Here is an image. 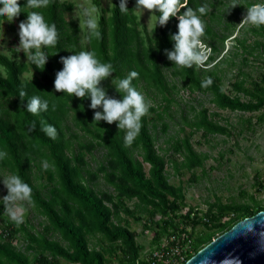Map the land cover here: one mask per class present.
Segmentation results:
<instances>
[{
	"label": "trees",
	"instance_id": "obj_1",
	"mask_svg": "<svg viewBox=\"0 0 264 264\" xmlns=\"http://www.w3.org/2000/svg\"><path fill=\"white\" fill-rule=\"evenodd\" d=\"M131 2L136 0H127V4ZM19 3L23 7L26 0ZM93 3L100 10L101 37L88 40L86 29L84 41L80 38V25L64 17L72 3L50 0L46 8H23L24 12L16 18L19 22L27 19L28 12L39 11L46 22L56 24L60 34L56 48L43 49L49 55L43 71L27 61V57L16 60L0 53V66L4 71L0 69V151L8 154L0 160V170L19 175L32 188L33 204L25 203L42 218L40 230L28 219L17 226L0 201V264H61L62 261L67 264H134L143 247L129 228L128 218L138 221L141 214L145 217L143 228L153 230L152 244L163 235L176 233L179 223L190 224L196 253L237 221L264 210V205L253 196L247 201L226 203L217 197L208 203L205 211L187 206L183 187L168 181L167 161L175 171L191 170L202 166L205 155L194 151L188 136L170 138L168 146L163 148L156 146L154 134L158 124L166 131L165 117L171 116V104L177 103L173 95L180 89L209 93L211 102L219 109L253 112L264 107V73L259 80L250 81L249 86L244 78L234 81L233 95L221 87L223 67L247 63V55H253L254 50L262 47L258 38L264 37V25L245 26L242 37H234L233 50L219 57L224 40L235 28L234 17L244 14L256 0H241L234 8L225 9H221L224 0H187V6L193 10L201 6L208 8L201 17L206 25L202 40L211 53L205 65L199 68L195 65L177 67L165 55L164 50H171L174 45L170 37L178 32L176 17H171L165 26L157 24V28L147 31L145 27L138 28L132 6L127 5L129 11L124 14L119 10L120 0H114L111 14L106 17L100 1L93 0ZM158 15L155 13L156 19ZM214 19L217 26L210 23ZM2 20L6 18L0 17V22ZM10 28H14L12 23ZM249 36L255 38L252 45L248 43ZM82 50L94 51L102 62L113 65V78L102 81L109 96L122 99L114 88V81L136 71L139 77L132 84L137 91L144 89L159 97L160 103L150 106L148 114L142 117L141 131L130 146L125 145L126 130H119L117 122H93L94 111L103 110L91 109L90 97L81 100L55 91V74L63 68L60 58ZM30 70L32 76L24 77ZM167 71L172 78L170 81ZM206 78H211L213 83L207 88L201 87ZM21 90L28 94L23 105L19 98ZM240 93L248 100H242ZM33 95L47 99L49 110L40 115L27 112V99ZM53 104L56 105L54 111ZM210 115L216 113L210 114L202 107L194 110L192 119L184 116L183 121L195 131L202 130L203 135L228 134L227 128L210 119ZM33 121L34 129L31 128ZM43 122L56 128V139L41 130ZM97 149L101 158L92 166L86 156L93 160ZM169 151L172 154L167 159ZM175 154H182L183 161L173 158ZM45 160L50 165L47 171L42 166ZM144 164L148 165L147 170ZM100 180L111 190L100 188ZM262 187L264 185L260 184L259 189ZM131 200H135L132 206L128 204ZM186 207L188 211L182 214ZM192 212H195L194 218L190 217ZM231 213L233 216L221 223V219ZM197 225L203 227L202 232H195ZM17 234L25 240L23 249L12 243Z\"/></svg>",
	"mask_w": 264,
	"mask_h": 264
},
{
	"label": "rangeland",
	"instance_id": "obj_2",
	"mask_svg": "<svg viewBox=\"0 0 264 264\" xmlns=\"http://www.w3.org/2000/svg\"><path fill=\"white\" fill-rule=\"evenodd\" d=\"M65 1L72 3V8L64 13V17L67 21H73L80 25V38L84 41L86 28L83 24L84 17L82 15V9L89 4H95L93 0ZM99 1L101 6L105 8V16H109L111 14L110 8L114 0ZM235 2L238 4L241 0H235ZM135 3L131 2L127 5L132 6L133 12L137 15L138 28L142 29V27H145L147 31L157 28L155 14L147 10L139 11L134 9ZM232 3L233 0H224L225 5L221 6V9L230 7ZM258 3H264V0H256V4ZM97 9L98 17L100 10L98 7ZM246 11L244 14H238L237 17H234L235 28L230 33V36L224 40L223 49L219 57L222 55L225 56L233 50L231 44L233 43L234 37H242V27L253 26L250 24L244 26L239 25L246 15ZM11 23L14 25L13 29L10 28V23L6 20L0 22V53L16 60H25L26 56L23 52L18 53L17 50L13 51L19 45L18 26L20 22L14 19ZM210 23L217 26L215 19L210 21ZM254 39V37L249 36L248 43L252 45ZM258 39L261 41L262 47L261 49L254 50L253 55H247V63L237 62L233 67H223L221 87L226 93L233 95L232 83L234 81L244 78L246 79V85L249 86L250 81L254 79L259 80L260 75L264 73V37ZM258 53L262 54L259 55ZM0 69L4 72L1 66ZM239 71L240 74H238ZM166 75L170 81L172 78L169 76L168 71ZM31 76V70L24 73V77L26 78H30ZM175 79L177 78H173V80ZM139 92L145 96L150 106H156L160 103L159 97H155L152 93L144 89H140ZM173 96L177 103L171 104V116L165 117V122L168 124L166 131L164 132L159 124L155 130L156 146L164 148L168 146L167 141L170 138H183L184 136H188L194 151L200 156L205 155L202 166H195L191 170L182 168L175 171L170 161H167L166 172L168 174V181L173 185L180 184L183 187L187 206L205 211L208 203L213 202L217 197L223 203H226L232 201H247L250 196H253L256 201L264 205V187L259 189L260 184L264 185V107L253 112L219 109L211 102L209 93L198 91L189 92L187 89H180ZM239 96L242 100H248V97L242 93ZM191 107L195 111L204 107L208 109L210 114L216 113V115H210V119L227 128L229 133L203 135L202 130L195 131V128L186 125L183 117L186 116L187 119H192L194 110ZM247 119L250 120L249 123ZM171 154V151L167 152L166 158L168 159ZM181 155L175 154L173 158H177L181 162L183 161ZM86 157L89 161L91 160L92 166H94L100 160L101 153L97 149L93 153V160L90 159L89 155ZM144 167L145 170L148 169L147 164H144ZM8 176H10L8 173L0 170V198L7 195V189L3 184V179ZM99 186L102 189L111 190V187L106 185L102 180H100ZM134 201H128V204L132 206ZM21 203L26 208L24 220L28 219L37 230H40L41 226L39 225V221L42 218L35 215L27 203ZM139 216L141 219L138 221L128 218L129 228L136 233V241L143 247L141 251H146L151 246L150 240L154 233L152 229L143 228L145 220L144 214ZM158 218L159 216H156V219ZM202 231L203 227L197 225L195 232L200 233ZM92 240L94 241V239ZM12 243L17 248L23 249L25 240L17 234V238ZM61 264L67 263L62 261Z\"/></svg>",
	"mask_w": 264,
	"mask_h": 264
},
{
	"label": "clouds",
	"instance_id": "obj_3",
	"mask_svg": "<svg viewBox=\"0 0 264 264\" xmlns=\"http://www.w3.org/2000/svg\"><path fill=\"white\" fill-rule=\"evenodd\" d=\"M50 0H26V5L21 7L19 0H0V17H5L11 23L24 12L23 8L42 9L48 7ZM238 4L233 0L231 8ZM139 11L147 10L155 14L157 24L165 26L171 17L179 21L178 32L170 38L174 41L171 50L165 49L167 59L180 68L203 67L211 53V49L203 43L206 25L201 19L208 11L207 6H201L196 10L187 6V0H136L135 8ZM184 10L181 12V10ZM240 26L247 24L254 26L264 25V3L253 4L246 8ZM119 10L127 14V0H120ZM98 9L89 4L82 9L84 17L83 24L88 31L87 39H99V23L97 17ZM199 13V15L197 14ZM19 45L16 46L18 53L23 52L27 61L35 65L41 71L48 62L49 55L43 51L44 48H56L60 34L55 23L46 22L44 15L39 11L27 13V19L19 23ZM63 68L56 72L54 89L56 92L66 93L70 97L85 99L90 97V108L94 111L93 122L97 124L105 121L108 124L117 122L119 130H126L125 145L130 146L138 137L142 128V117L148 114L150 103L145 96L137 91L132 81L139 77V73L132 71L125 78L116 79L114 88L122 99L109 96L107 90L102 86V81L113 78L114 67L111 63L102 62L94 51H79L70 56L61 57ZM213 83L211 78H206L201 87L207 88ZM27 92L21 90L19 98L24 104ZM56 105H52L54 111ZM49 110V101L40 96L33 95L27 99L26 111L33 115ZM31 128H35L32 122ZM41 130L51 139L57 138V131L53 125L43 122ZM7 152L0 151V160L7 157ZM45 171L50 167L48 161H42ZM7 189V195L0 198L9 218L19 226L24 222L26 208L21 202L32 201V188L24 182L19 175H10L3 179Z\"/></svg>",
	"mask_w": 264,
	"mask_h": 264
},
{
	"label": "water",
	"instance_id": "obj_4",
	"mask_svg": "<svg viewBox=\"0 0 264 264\" xmlns=\"http://www.w3.org/2000/svg\"><path fill=\"white\" fill-rule=\"evenodd\" d=\"M184 264H264V210L237 221Z\"/></svg>",
	"mask_w": 264,
	"mask_h": 264
},
{
	"label": "built area",
	"instance_id": "obj_5",
	"mask_svg": "<svg viewBox=\"0 0 264 264\" xmlns=\"http://www.w3.org/2000/svg\"><path fill=\"white\" fill-rule=\"evenodd\" d=\"M197 209V208H195ZM188 207L181 211L185 214ZM201 212L197 215L201 216ZM195 212L190 213V217L194 218ZM233 216H224L221 223L228 221ZM203 220L208 221L206 218ZM192 226L190 224L179 223V229L176 233L163 235L156 243H151L150 248L146 251H140L134 264H184L193 254L194 239L191 235Z\"/></svg>",
	"mask_w": 264,
	"mask_h": 264
}]
</instances>
